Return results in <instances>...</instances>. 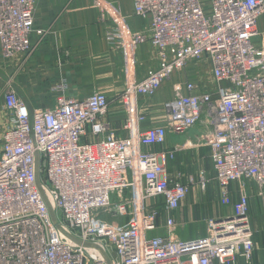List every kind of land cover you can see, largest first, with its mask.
I'll use <instances>...</instances> for the list:
<instances>
[{"label": "built area", "instance_id": "2783aa9c", "mask_svg": "<svg viewBox=\"0 0 264 264\" xmlns=\"http://www.w3.org/2000/svg\"><path fill=\"white\" fill-rule=\"evenodd\" d=\"M133 7L149 28L116 38L132 52L149 43L157 68L118 98L128 137L105 121L104 93L59 96L53 107L34 110L11 86L4 93L0 264H254L246 185L255 184L264 200V47L254 41L264 0H133ZM35 11L36 0H0L5 60L30 56L34 34L45 36ZM174 76L180 82L165 125L142 128L140 98L155 96ZM199 125L221 204L232 215L208 220L206 236L184 240L171 214L196 180L169 175L173 150L142 148H163L169 132L184 135ZM199 183L206 188L203 174ZM157 204L169 215L163 236L151 235Z\"/></svg>", "mask_w": 264, "mask_h": 264}, {"label": "crops", "instance_id": "0c3cea01", "mask_svg": "<svg viewBox=\"0 0 264 264\" xmlns=\"http://www.w3.org/2000/svg\"><path fill=\"white\" fill-rule=\"evenodd\" d=\"M202 1L208 3L210 0ZM35 22L45 36L39 38L34 34L35 49L30 56H18L8 61L0 53V135L6 124L4 93L9 86L31 110L51 108L56 102L49 105L46 101L37 100H53L45 84L67 76L71 86L61 96L83 100L94 93H104L110 101L105 121L117 136L128 137L124 128L126 114L118 98L127 86L141 81L149 71L155 70L157 61L149 43L132 52L123 48L128 45L121 44L113 35L145 32L150 26L149 19L134 13L133 0H36ZM257 32L254 41L258 47H264V14L258 21ZM57 66L65 67L59 71ZM179 82L180 78L174 76L155 96L140 98V111L145 117L142 128L165 125V106L173 99V86ZM5 116L8 118L9 114ZM205 132L203 125L184 135L169 132L163 148H142L151 152H161L164 148L173 150L175 157L168 164L169 175L172 178L180 175L184 183L190 178L196 180L179 210L171 214L177 223L176 236L184 240L206 236L208 220L232 215V207L221 204L209 148L200 145ZM200 174L206 178L205 189L199 183ZM246 189L250 197L249 219L254 232V264H264V200L259 197L255 184L247 183ZM230 191L232 202H237L239 184H232ZM157 209L158 229L151 235L163 236L169 215L162 205L157 204Z\"/></svg>", "mask_w": 264, "mask_h": 264}, {"label": "rangeland", "instance_id": "374dc122", "mask_svg": "<svg viewBox=\"0 0 264 264\" xmlns=\"http://www.w3.org/2000/svg\"><path fill=\"white\" fill-rule=\"evenodd\" d=\"M114 38H116V35H113ZM112 36H111V40L114 41ZM114 43V42H112ZM66 54V53H65ZM62 60V58H61ZM65 66L60 67L57 66V69L60 71V69H64ZM45 85H47L48 88V92L52 95L53 100H37L38 102H42L44 103V101H46L49 105L52 104L53 102L55 103L57 101V98L61 95H63V92L70 88L71 86V82L70 79L67 76H62L59 79H57L55 82H50V83H46ZM6 115V114H5ZM4 115V119L5 121L7 120L6 116ZM6 123V122H4ZM6 125V124H4ZM4 129V128H3ZM0 133H1V128H0ZM252 227V226H251ZM253 230V229H252Z\"/></svg>", "mask_w": 264, "mask_h": 264}, {"label": "bare ground", "instance_id": "6f19581e", "mask_svg": "<svg viewBox=\"0 0 264 264\" xmlns=\"http://www.w3.org/2000/svg\"><path fill=\"white\" fill-rule=\"evenodd\" d=\"M61 230H62V231H61V232H62V235H63V236H66V232H65V230H63V229H61Z\"/></svg>", "mask_w": 264, "mask_h": 264}]
</instances>
